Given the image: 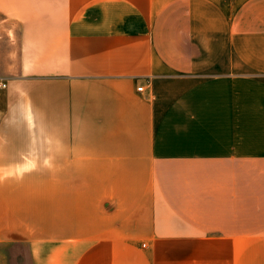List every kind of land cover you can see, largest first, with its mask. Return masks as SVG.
<instances>
[{
  "label": "crops",
  "instance_id": "0c3cea01",
  "mask_svg": "<svg viewBox=\"0 0 264 264\" xmlns=\"http://www.w3.org/2000/svg\"><path fill=\"white\" fill-rule=\"evenodd\" d=\"M0 264H264V0H0Z\"/></svg>",
  "mask_w": 264,
  "mask_h": 264
},
{
  "label": "rangeland",
  "instance_id": "374dc122",
  "mask_svg": "<svg viewBox=\"0 0 264 264\" xmlns=\"http://www.w3.org/2000/svg\"><path fill=\"white\" fill-rule=\"evenodd\" d=\"M202 78H178V77H174V82H178V81H186V80H201ZM36 188V196H41V184H38L35 186Z\"/></svg>",
  "mask_w": 264,
  "mask_h": 264
},
{
  "label": "built area",
  "instance_id": "2783aa9c",
  "mask_svg": "<svg viewBox=\"0 0 264 264\" xmlns=\"http://www.w3.org/2000/svg\"><path fill=\"white\" fill-rule=\"evenodd\" d=\"M2 86H4V84H2ZM136 89L137 90H142V86H137Z\"/></svg>",
  "mask_w": 264,
  "mask_h": 264
}]
</instances>
